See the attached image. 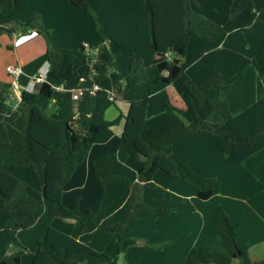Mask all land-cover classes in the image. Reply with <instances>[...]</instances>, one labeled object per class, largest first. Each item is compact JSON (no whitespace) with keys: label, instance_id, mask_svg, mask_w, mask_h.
<instances>
[{"label":"trees","instance_id":"obj_1","mask_svg":"<svg viewBox=\"0 0 264 264\" xmlns=\"http://www.w3.org/2000/svg\"><path fill=\"white\" fill-rule=\"evenodd\" d=\"M70 1L95 20L101 38L94 45L60 47L29 0H0V36L15 30L42 32L49 61L48 79L33 91L22 90L17 103L8 102L6 89L0 90V206L8 211L6 246L20 245L12 253L7 247L0 251V264H22L27 248L18 231L35 224V210L45 200L50 217L73 218L75 224L70 233L49 226L37 241L32 264H119L117 255L106 252L115 234L119 254L139 218L194 207L157 184L153 179L157 171L196 183L201 199L219 192L216 178L202 176L173 152V144L186 137L206 134L264 182V52L249 57L222 46L229 31L251 25L264 12V0H229L226 24L195 10L196 0ZM192 35L214 45L202 57L214 71L198 82L187 74L185 61ZM114 42L131 51L127 68L119 64L111 47ZM112 70L117 73L113 90H94L92 84H99ZM176 81L186 90L187 104L197 119L186 123L171 107L148 116L150 97ZM80 88L83 93L75 98L74 91ZM117 100L128 103L127 113L121 111L109 120L106 111ZM201 100L198 114L196 104ZM211 115L221 123L206 129L203 124ZM122 119L119 150L140 160V170L120 160L116 151L98 155L91 162L102 190L98 210L66 206L64 187L85 162L99 130ZM16 168H30L43 189L19 178ZM212 219L217 242L192 247L182 264H231L233 258L244 264L245 250L226 211L214 210Z\"/></svg>","mask_w":264,"mask_h":264},{"label":"crops","instance_id":"obj_2","mask_svg":"<svg viewBox=\"0 0 264 264\" xmlns=\"http://www.w3.org/2000/svg\"><path fill=\"white\" fill-rule=\"evenodd\" d=\"M29 5L41 12L44 29L60 47L94 45L101 38L98 26L90 13L70 0H29ZM228 6L229 0H196L193 3L195 10L220 24L227 23ZM30 31L15 30L12 34L4 32L0 36V90L6 89L8 102L11 99L17 103L21 99L22 90H31L30 76L45 72L49 68V61L46 58L47 40L42 32L15 45L17 37ZM213 46L209 40L196 35L190 37L185 61L187 74L194 81L198 82L213 73V67L202 58ZM222 46L249 57L264 52L262 13L251 25L229 31ZM111 47L118 56L119 64L127 68L130 64L131 51L116 42L111 44ZM120 49L128 50L129 54L122 53ZM13 63L26 66L25 73L19 78L18 88L14 86L12 76L6 70V66ZM116 82L117 73L112 70L99 81V85L112 91ZM203 104L202 100L197 102L198 114ZM128 107L127 102L117 100L116 104L107 109L106 118L112 120L121 111L126 114ZM168 107L186 123L197 119L187 104V92L178 81L150 97L148 116L159 114ZM220 123L217 115H211L203 127L213 129ZM123 126L124 119L119 124L99 130L85 162L77 168L64 187L63 202L66 206L72 208L77 206L83 212L98 210L102 190L94 178L91 167L92 160L98 155L116 151L120 160L135 170H140V160L119 150ZM172 149L202 176L216 178L220 182L219 192L208 199H201L196 183L185 177L170 175L163 170L157 171L153 178L157 184L164 187L171 196L184 199L194 207L173 209L168 215L153 219L139 218L133 229L134 234L123 242L122 251L117 254L119 234H115L107 244L106 252L112 256L117 255L119 264L121 261L125 264H182L192 247L217 242L218 235L212 213L222 207L237 228V242L245 250L244 264H264V182L243 163L227 155L204 133L181 139L173 144ZM140 159L144 160V157ZM30 170L16 168L15 174L18 172L16 175L24 180L28 177L32 182L25 181L42 190L43 182L35 181ZM35 213V224L18 231L20 243L28 249L22 256V264H32L37 241L44 236L49 226L70 233L75 224L73 218L50 217L46 202L38 207ZM7 217V209L0 206V251L7 247V234L4 229ZM173 237L181 238L167 243L168 239ZM19 248L20 245L12 244L7 247V253ZM231 264H240V259L233 258Z\"/></svg>","mask_w":264,"mask_h":264},{"label":"built area","instance_id":"obj_3","mask_svg":"<svg viewBox=\"0 0 264 264\" xmlns=\"http://www.w3.org/2000/svg\"><path fill=\"white\" fill-rule=\"evenodd\" d=\"M37 31L36 30H31L29 33L20 35L19 37H17L15 39V45L17 46L18 44L22 43L23 41H25L26 39L31 38L32 36L36 35ZM6 70L10 73V75L12 76V83L14 84V86L16 88L19 87V78L20 76L25 73L26 70V66L22 65L21 63H13V64H8L6 66ZM31 78V83L29 85L31 91H33L34 88H36L37 84L41 83L42 81H45L48 79V70L43 72L41 71L40 73L36 74V75H32L30 76ZM81 81H85V76H81ZM93 88L94 90L99 89L100 85L96 82L93 83ZM62 85H58V88H62ZM29 90V89H28ZM83 93L82 88L80 89H76L74 91V97L78 98L80 97V95Z\"/></svg>","mask_w":264,"mask_h":264},{"label":"rangeland","instance_id":"obj_4","mask_svg":"<svg viewBox=\"0 0 264 264\" xmlns=\"http://www.w3.org/2000/svg\"><path fill=\"white\" fill-rule=\"evenodd\" d=\"M260 13H262V15H263V17H264V12H260ZM260 13H259V14H260ZM69 48H70V47H69ZM94 49H95V48H94ZM120 51H122V53H126V55L129 54V51L126 50V49H125V50L120 49ZM93 52H94V51H93ZM185 56H186V55H185ZM122 60H123V57H122ZM11 78H12V77H11ZM106 83H107V82H106ZM9 101H10L11 103L14 102V101H12L11 99H10ZM205 128L208 129L209 127L206 126ZM21 169H23V168H21ZM29 169H30V168H29ZM30 171H32V170H30ZM17 173H18V172H17ZM17 173H16V174H17ZM31 175H32V177H34L35 181H37V182H41L40 179H39L35 174H33L32 172H31ZM22 180H24V179H22ZM25 180H27L28 182L30 181V179H28V177H25ZM25 180H24V181H25ZM27 181H26V182H27ZM30 182H32V181H30ZM34 184H35V183H34ZM45 202L48 204L47 200H45ZM170 239H171V238H170ZM173 241H174V240H169V239H168L167 243H168V242H173ZM164 244H166V243L164 242ZM111 247H113V245H111ZM111 247H110V248H111ZM27 250H28V249H27ZM27 250H26V251H27ZM6 252H7V251H6ZM24 253H25V252H24ZM120 264H125V263H124V261H123V262L121 261Z\"/></svg>","mask_w":264,"mask_h":264}]
</instances>
